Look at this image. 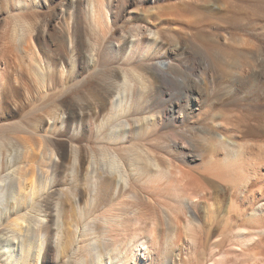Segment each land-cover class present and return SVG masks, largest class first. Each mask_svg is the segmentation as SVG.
<instances>
[{
    "label": "bare ground",
    "instance_id": "6f19581e",
    "mask_svg": "<svg viewBox=\"0 0 264 264\" xmlns=\"http://www.w3.org/2000/svg\"><path fill=\"white\" fill-rule=\"evenodd\" d=\"M106 2L109 7L111 0H66V15L77 25L79 23L81 36L85 31H98L104 27L106 33L100 32V36L102 42H106L107 35L112 33ZM235 4L229 2L223 8L238 10ZM142 11L135 15L137 19L146 16ZM251 13L259 11L252 9ZM147 24L131 22L128 30L120 31L118 40L125 52L124 58L131 53L133 58L132 50L143 39L146 43L144 51L134 67H125L128 70L124 69L125 72L121 69L123 73L117 90L105 88L99 106L91 113L96 120L92 130L94 138H104L121 146L120 150L103 152V148H98L101 153L96 160L92 155L82 154L78 143L83 137L80 138L81 132L76 127L81 116L79 112H68L65 120L61 116L60 120L54 117L49 118L48 123L44 122L46 134L53 129L54 120H58L71 132L73 139L65 145L64 153H54L48 147L39 163L30 164L23 148L15 142L7 148L3 142L0 143V264H139L135 256L161 254L160 243L163 244L162 249L171 255L172 264H187L182 258L177 260V255L184 242L196 240V237L200 241L197 264H204L207 256L210 264H228L227 255L232 257L231 264H249L248 260L263 262L259 255L264 254L261 249L264 246V199L248 214L245 213L248 210L240 211L235 203H230L228 211L235 215L236 220L232 219L235 221L232 230L218 239L214 236V227L201 224L198 216L201 209L211 211L213 208L207 197L216 195L225 187L231 193L237 188L240 193L241 187L248 188L258 165L251 163L248 170L243 169L252 154L246 150L247 147L244 149L235 142L236 148L228 149L223 137L215 132L205 138L203 144L200 142L196 146L200 156H207L206 162L191 168L185 166L184 142L167 136L165 144L163 138H153L160 160L152 154L153 147L151 152L148 147L143 151L135 149L136 143H131L149 132L157 133L156 128H164L172 120L168 113L172 112L173 106L170 111L167 107L157 109L155 106L159 100L164 101L162 89L179 67L167 58H155L156 52L163 47L161 36L172 42L167 45L171 46L170 50H185L193 40L188 33H185L188 37L185 40L182 33L167 27L153 29ZM31 25L24 22L21 31L27 30L29 34V30H33ZM18 29L20 31V26L11 35L10 43L12 41L14 50L22 52L25 35L23 32L18 35ZM33 31L36 32L35 28ZM209 41L215 48L212 52L205 50V54L214 53L215 58L212 64L200 62L201 71L189 73L192 78L188 80L194 88L198 82L201 87L206 86V82L216 74L230 77L233 68H243V62L234 59L227 49L219 50L227 38L218 35L217 38L210 37ZM58 45L61 46L60 43ZM98 45L93 42L89 46L91 49L87 53L85 51L91 67L96 62L92 50ZM234 61L237 63L233 66ZM50 69L35 60L27 66L36 85L41 88L46 81L54 82L55 77L62 76L61 72L54 74ZM257 128L252 126L249 131ZM220 155L223 157L219 158ZM60 174L68 176L71 189L59 184ZM210 220V216L205 217V223H210ZM165 233L166 245L162 240ZM225 246L230 249L226 250ZM214 251H218L219 257H214Z\"/></svg>",
    "mask_w": 264,
    "mask_h": 264
},
{
    "label": "rangeland",
    "instance_id": "374dc122",
    "mask_svg": "<svg viewBox=\"0 0 264 264\" xmlns=\"http://www.w3.org/2000/svg\"><path fill=\"white\" fill-rule=\"evenodd\" d=\"M229 2L236 3L239 9L234 11L223 8ZM106 5L108 7V2ZM252 9L259 13H251ZM107 10L112 33L107 35L106 42H102L100 32L106 33V28L85 31V35H88H83L85 38L81 36L79 23L77 25L76 21H71L66 15V0H0V143L3 142L4 148H7L11 142H15L23 148L30 164L39 163L48 147L54 153H64L65 145L73 139L71 132L58 120H54L53 129L46 134L44 122L48 123L51 118L59 119L61 116L65 120L68 112H79L81 116L76 127L81 132L80 138L83 137L82 142L78 143L82 154L92 155L96 160L101 153L98 148H103V152H108L109 149L120 150L121 146L107 142L104 138H94L92 130L96 120L91 116L95 107L99 106L105 88L117 90L122 73L128 71L125 67H134L144 51L146 43L143 39L132 50L133 58L132 53L124 58L125 52L118 40L120 31L128 30L132 22L140 25L149 23L147 25L157 30L170 28L171 31L182 33L185 40L188 39L185 33H188L193 40L187 49L170 50L171 46L167 45L172 42L161 36L163 47L155 54V58H167L179 66L162 89L161 98L164 101L155 103L157 109L167 107L168 111L173 106L172 112L168 113L172 120L164 128H156L157 133L149 132L137 142L134 140L131 143H136L135 149L145 151L148 147L150 151L155 149L154 140L158 138H163L162 142L166 140L165 144L168 142L167 136L184 142V156L187 158L185 166L191 168L195 164L197 167L206 162L207 156H200L196 146L215 132L223 137L222 141L228 149H235L236 144L242 145L244 149L247 147L246 150L252 153L251 162L244 163L243 169L248 170L251 163L258 165L248 188L241 187L242 193L237 191L238 188L233 190L238 195L235 196L234 192L231 193L225 187L216 195L206 198L213 206L211 211L201 209L198 212L199 222L207 227H214L215 238L223 237L232 230L236 220L235 215L228 211L230 203H235L240 211L248 210L245 211L248 214L264 199V0H111ZM140 10L146 16L137 19L135 15L140 14ZM23 21L32 24L30 28H35L36 32L38 30L41 36L33 30H29V34L27 30L21 31ZM18 26L21 33L18 29L17 34L23 32V36L25 35L22 52L14 50L12 41L10 43L11 35ZM218 35L228 39L226 43L222 41L219 50L227 49L234 55V59L243 62V68H233L230 77L216 74L206 82V86L201 87L198 82L199 87L194 88L188 80L192 78L189 73L201 71L200 62L212 64L214 53L205 54V50L213 51L215 47L209 38H217ZM93 42L101 44V47L98 45L92 50L96 62L91 67L86 53ZM165 50L168 52L165 53ZM34 60L42 67H50V72L54 74L61 72L63 77H55L54 82L46 81L44 88L40 85L39 88L35 78L27 70V66H31ZM235 62L232 63L233 66L237 63ZM117 69L120 72L123 69V72L120 74ZM252 126L258 127L257 130L250 132ZM153 138L155 139L152 140ZM152 152L160 160L158 149ZM222 157L220 155L219 158ZM59 184L72 188L68 176L64 174L59 175ZM206 216L211 217L210 223H205ZM183 219L186 223L184 217ZM195 239L182 244L177 260L182 258L187 264H197L200 241L197 237ZM162 240L166 245V233ZM162 248L163 244L160 243V250L163 252ZM224 248L230 249L226 246ZM261 249L264 252V246ZM162 252L156 256L149 253L141 257L137 255L135 259L139 264H172L171 255L166 251ZM217 254L218 251H214L215 258ZM259 258L263 262H254L264 264V254H260ZM209 259V256L205 257L203 263L210 264ZM226 261L231 264V255L226 256ZM254 262L248 260L249 264H256Z\"/></svg>",
    "mask_w": 264,
    "mask_h": 264
}]
</instances>
